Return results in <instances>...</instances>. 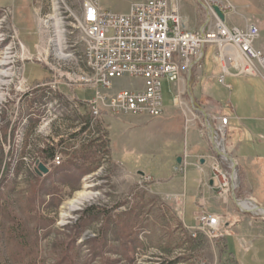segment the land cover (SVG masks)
Instances as JSON below:
<instances>
[{"label": "rangeland", "instance_id": "1", "mask_svg": "<svg viewBox=\"0 0 264 264\" xmlns=\"http://www.w3.org/2000/svg\"><path fill=\"white\" fill-rule=\"evenodd\" d=\"M63 1L72 9L80 2ZM132 1L99 0V4L124 13ZM232 2L236 11L225 15V21L240 26L249 20L256 22L258 47L264 50V0ZM63 11L61 0H16V4L0 0V59L5 58L0 66L5 71L0 77V264H214L211 237L196 217L200 211L207 213L204 206L196 197L189 206L182 197L181 202L173 197L181 193L183 180L173 179L178 171L175 156L181 153L193 155L196 164L198 156L205 157L207 165L198 177L204 187L209 180L218 182L214 193L219 197L217 207L230 204L246 215L247 244L241 248L264 236L260 160L247 157L245 167L236 164L232 168L209 142L214 120L221 123L227 117L223 113L229 112L226 81L232 85L239 81L225 76V85L221 82L222 62L216 44L206 46L200 66L185 70L176 86L161 80L164 110L160 115H135L139 122L131 120L134 114L112 117L101 113L93 118L82 102L67 95L72 89L78 99L93 95L67 78L77 70V61L60 59L50 42L56 38L55 31L60 32L57 17L66 15ZM181 13L191 29H198L206 19L197 0H181ZM58 37L64 52L77 55V31L65 24ZM228 52L227 56L241 60L237 51L234 55ZM247 79V95L255 93L256 103L264 111V82ZM141 87L140 78L125 76L114 78L107 92ZM167 106L172 107L165 111ZM162 116L166 118L160 120ZM189 127L196 131L194 141H207L203 152L176 144L179 139L184 142ZM216 133L221 138L225 131ZM149 145L154 149L147 150ZM145 149L147 152L136 155ZM36 160L47 166V173L36 172ZM212 162L227 179L226 194ZM163 165H173V175L159 173ZM81 191L91 198L69 210L68 202ZM232 193L240 206L246 202L251 209L242 211ZM219 211L216 215L224 217V211ZM217 247L222 249V241L217 240ZM256 251L258 255L253 256ZM252 257L255 264H264L262 239L255 242L253 251L247 250L242 262L252 264ZM227 258V254L221 255L220 262Z\"/></svg>", "mask_w": 264, "mask_h": 264}, {"label": "built area", "instance_id": "2", "mask_svg": "<svg viewBox=\"0 0 264 264\" xmlns=\"http://www.w3.org/2000/svg\"><path fill=\"white\" fill-rule=\"evenodd\" d=\"M197 1L206 12V19L198 29H191L181 13V0H135L124 13L103 9L99 0H80L73 9L61 0L66 15H58L60 32L55 31L56 38L50 42L60 59L77 61V70L67 77L69 82L79 83L81 88L93 92L89 99H74L82 102L93 118L101 113L112 117L122 114L158 116L164 110L161 80L167 79L176 86L185 70L200 66L204 49L212 43L216 44L222 62L220 80L223 84L230 70L237 76L264 80V53L255 46L260 34L258 24L252 20L240 27L227 24L225 15L236 11L232 0ZM214 7L223 13L224 20ZM65 24L77 31L75 44L80 45L77 55L64 52L65 48L60 47L58 36L64 32ZM229 49L237 51L241 60L227 56ZM125 76L140 78L142 87L107 92L114 78ZM227 121L228 117H222L220 128L227 125ZM54 160L58 164L60 156L56 154ZM211 166L222 177L221 191L226 194L229 187L225 175L216 162ZM196 215L202 229L211 237L223 236V216L203 211Z\"/></svg>", "mask_w": 264, "mask_h": 264}, {"label": "crops", "instance_id": "3", "mask_svg": "<svg viewBox=\"0 0 264 264\" xmlns=\"http://www.w3.org/2000/svg\"><path fill=\"white\" fill-rule=\"evenodd\" d=\"M14 4H16V0H14ZM236 26L240 27V25H236ZM255 46L258 49H261L260 47H258V40H256ZM262 51L264 53V50ZM226 76L236 80L238 79L239 81L235 85L234 84L232 85L231 83H227V81L225 80L226 85L229 87L230 90V97H229V112H225L223 113V115H227L228 121L225 128L224 127L220 128L219 119L214 120L215 130L213 129L214 132L212 135L214 137V142L218 147H220L223 151H225L228 155H230L234 159L236 164L241 168L245 167L246 164L249 162L250 159L247 160V157L253 156L258 158L261 164L259 172L264 173V111L262 110L261 105H258L256 103V96H255L256 94L252 92L251 96H248L246 93V88L250 85L249 82L247 81L248 80L247 78L251 76H241V75L237 76L234 75L232 71H230V73ZM255 78H258L264 82V80L261 77H255ZM75 91L76 89H72L71 92L69 91L67 92V95H70L69 97L73 96V98L74 96L77 97ZM262 106L264 107V105ZM171 107L172 106L165 107V111H168ZM145 117H151V116L145 115ZM165 118H166L165 116H162L159 119L161 120ZM131 120L134 122L141 121V119L135 117V115L134 117L133 116L131 117ZM222 129L225 131L226 134L223 133V136L220 138L219 135H217L216 131L222 133L223 132ZM195 136H196V131L189 127L188 131H186V133L184 134L185 137L184 142L182 143L181 140L179 139L176 144L178 146H183V148L185 147V145L187 146L191 145L190 148H195L197 149V151L203 152L207 141L206 140L194 141ZM208 136H209V142L211 143L212 148L214 149V145L210 133H208ZM151 148L152 145H149L146 149L147 150L154 149ZM146 149L145 151L142 150V152L139 151L138 154L136 155L144 154L145 152H147ZM128 152L126 154H128ZM185 154L186 153H181L179 155L180 162L176 161L178 156H175V161L178 171L177 174H174L175 176L173 177V179L175 180L180 179L183 181L181 183L182 184L180 189L181 193L176 194L173 197L176 200H179L182 197L183 204L187 206H189L190 202H192L196 197L198 204L204 206L207 214H217V212H220L219 210L222 209L224 211V218H225V227L223 231V236L221 237L210 236L211 237L210 240H212V246H213V248L211 247V250H213V254H214L213 257L214 259H216L214 260L213 263L242 264L243 263L242 259L243 258L245 259L247 250L249 252L250 250L253 251L255 248V242H257L259 239H262L264 241V236L253 238L252 241L247 246V248L244 249L241 248V246L245 247V245L247 244L246 230H245L246 221H247L246 215L244 213L236 212L235 210H233L232 205L230 204H227L224 208L220 206L217 207V203H218L217 199H219V197H215L214 193H216L218 182L215 181V183H213L212 180H209L208 186L204 187L201 184L202 178L198 177V173L200 172L199 170L205 168V166L207 165L205 164V162L203 163L200 162L201 159H203L204 161L205 157H202V155L198 156L197 157L198 164H196L194 162V158L192 157L193 155L191 156ZM221 158L228 160L224 157ZM167 159L168 157H165L166 161ZM217 159L218 158L214 159V161H218ZM230 164L232 165L231 162ZM173 168H174L173 165L160 166L159 173L165 174L167 175V177H170L174 173L172 171ZM176 203L178 204V202ZM241 207L247 208L246 206H241ZM247 209H251V208H247ZM217 240L222 241L223 247H221L222 249L220 251L218 250L219 248L217 247ZM215 253H216V258H215ZM226 254L228 255L227 258L228 261H226L225 263L220 262L221 255H226ZM253 254H254L253 256H257L258 252L256 251V253ZM252 260L253 263L255 264L256 262H254L255 260L254 257H252Z\"/></svg>", "mask_w": 264, "mask_h": 264}, {"label": "water", "instance_id": "4", "mask_svg": "<svg viewBox=\"0 0 264 264\" xmlns=\"http://www.w3.org/2000/svg\"><path fill=\"white\" fill-rule=\"evenodd\" d=\"M214 10L216 11V13L218 14L219 18L221 20H224V15L223 13L217 8V7H214ZM207 121V120H206ZM207 123V127L210 128L209 130L212 131V126L209 125L208 122ZM210 133V132H209ZM212 132L210 133V136H211V139H212V142H213V145H214V150L221 156V157H224L226 159H228L231 163H232V168H235L236 166V162L234 161V159L228 155L225 151H223L220 147H218L215 142H214V137L212 136ZM177 162H180V157H178L176 159ZM201 163H203V159H201L200 161ZM36 164V167H35V170L37 173L39 174H42V173H47L48 172V168L45 164H43L42 162H40L39 160H36L35 162ZM231 186H232V189L234 188V177H233V174H232V177H231ZM232 197H233V200L236 202V204L238 205V207L243 211V210H246V208H243L239 205V202H238V199L235 197L234 193H232Z\"/></svg>", "mask_w": 264, "mask_h": 264}, {"label": "bare ground", "instance_id": "5", "mask_svg": "<svg viewBox=\"0 0 264 264\" xmlns=\"http://www.w3.org/2000/svg\"><path fill=\"white\" fill-rule=\"evenodd\" d=\"M231 55H234V50L232 49H229L228 50ZM5 59V58H4ZM4 59H0V66L4 65ZM5 71L3 70H0V77L3 76L2 74H4ZM235 177V176H234ZM90 193L88 192H85V191H81L80 193H77L76 196H75V199L71 200L70 202H68V209H74L77 207V204H80L82 201H86L88 199H90ZM241 203V202H240ZM252 207H254L255 209L258 208L257 206H255V204H251ZM241 206H246V204L244 203H241ZM260 208V207H259ZM263 213H264V208H261L260 209Z\"/></svg>", "mask_w": 264, "mask_h": 264}, {"label": "trees", "instance_id": "6", "mask_svg": "<svg viewBox=\"0 0 264 264\" xmlns=\"http://www.w3.org/2000/svg\"><path fill=\"white\" fill-rule=\"evenodd\" d=\"M53 157V154L52 153H49V158H52Z\"/></svg>", "mask_w": 264, "mask_h": 264}]
</instances>
